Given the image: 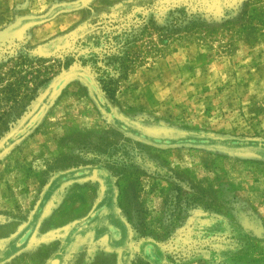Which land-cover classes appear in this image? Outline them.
Masks as SVG:
<instances>
[{
	"label": "rangeland",
	"instance_id": "obj_1",
	"mask_svg": "<svg viewBox=\"0 0 264 264\" xmlns=\"http://www.w3.org/2000/svg\"><path fill=\"white\" fill-rule=\"evenodd\" d=\"M0 264H264V0H0Z\"/></svg>",
	"mask_w": 264,
	"mask_h": 264
},
{
	"label": "trees",
	"instance_id": "obj_2",
	"mask_svg": "<svg viewBox=\"0 0 264 264\" xmlns=\"http://www.w3.org/2000/svg\"><path fill=\"white\" fill-rule=\"evenodd\" d=\"M132 1H133V0H132ZM134 1H135V0H134ZM130 3H131V2H129L128 4H130ZM88 13H89V11L86 12L85 15H87ZM48 81H49V80L46 79V80H42V81L38 82V84H36L35 88H33L31 91H32V92L36 91V87H37V86H39V85H43V84L47 83ZM8 88H12V84H9V85L6 87V89H8Z\"/></svg>",
	"mask_w": 264,
	"mask_h": 264
}]
</instances>
